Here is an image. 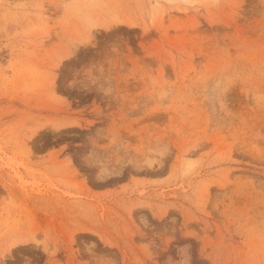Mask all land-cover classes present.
<instances>
[{
	"label": "rangeland",
	"instance_id": "1",
	"mask_svg": "<svg viewBox=\"0 0 264 264\" xmlns=\"http://www.w3.org/2000/svg\"><path fill=\"white\" fill-rule=\"evenodd\" d=\"M0 264H264V0H0Z\"/></svg>",
	"mask_w": 264,
	"mask_h": 264
}]
</instances>
